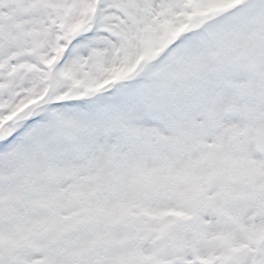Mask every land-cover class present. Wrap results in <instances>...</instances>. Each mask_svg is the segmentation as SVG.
<instances>
[{
	"label": "snow or ice",
	"instance_id": "1",
	"mask_svg": "<svg viewBox=\"0 0 264 264\" xmlns=\"http://www.w3.org/2000/svg\"><path fill=\"white\" fill-rule=\"evenodd\" d=\"M0 264H264V0H0Z\"/></svg>",
	"mask_w": 264,
	"mask_h": 264
}]
</instances>
